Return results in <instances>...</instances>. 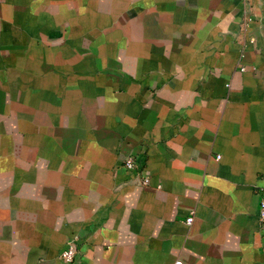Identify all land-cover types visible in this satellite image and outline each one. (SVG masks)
<instances>
[{
    "label": "crops",
    "instance_id": "crops-1",
    "mask_svg": "<svg viewBox=\"0 0 264 264\" xmlns=\"http://www.w3.org/2000/svg\"><path fill=\"white\" fill-rule=\"evenodd\" d=\"M263 189L264 0H0V264H264Z\"/></svg>",
    "mask_w": 264,
    "mask_h": 264
},
{
    "label": "built area",
    "instance_id": "built-area-1",
    "mask_svg": "<svg viewBox=\"0 0 264 264\" xmlns=\"http://www.w3.org/2000/svg\"><path fill=\"white\" fill-rule=\"evenodd\" d=\"M237 1H245V0H237ZM123 167L126 170H135L136 163L133 157H127L123 162ZM142 186L147 185V179L143 178L140 181ZM192 214L190 213L188 217L184 220V224L189 226L192 223ZM257 222L260 228V231L264 233V189L260 192V198L258 202V210H257ZM77 250L73 240H68L65 243L64 249L61 251L59 258L65 264H71L74 261ZM176 264H180L179 262Z\"/></svg>",
    "mask_w": 264,
    "mask_h": 264
}]
</instances>
